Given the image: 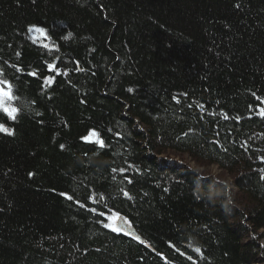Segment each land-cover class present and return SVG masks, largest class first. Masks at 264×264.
<instances>
[{"label": "trees", "instance_id": "16d2710c", "mask_svg": "<svg viewBox=\"0 0 264 264\" xmlns=\"http://www.w3.org/2000/svg\"><path fill=\"white\" fill-rule=\"evenodd\" d=\"M0 84V264H264V0H0Z\"/></svg>", "mask_w": 264, "mask_h": 264}, {"label": "rangeland", "instance_id": "374dc122", "mask_svg": "<svg viewBox=\"0 0 264 264\" xmlns=\"http://www.w3.org/2000/svg\"><path fill=\"white\" fill-rule=\"evenodd\" d=\"M34 35L37 38H43V32L41 33L39 31L35 30L34 31ZM8 86H9V84L8 85L7 84H4V85L0 84V89H4L5 91H8L9 90ZM6 106L8 108H12V106L9 104V101H7ZM89 139H95V135L89 136ZM168 155L171 158H173V159H176V160L179 159V160L187 163L188 165H190L192 168H196L197 169L195 164L189 159V157L187 155H180V154H177L175 152H169ZM198 170L201 171V172H204L206 174H212V175H214V177H218V178H221V179H223V178L225 179L226 178V180H227V178H228L222 172V170L219 169V167L216 166V165H212V166L210 165L209 167H200V168H198ZM231 187L233 188V186H231ZM111 223L114 225V224L117 223V221H115V219H113ZM262 242L264 243V241H262Z\"/></svg>", "mask_w": 264, "mask_h": 264}, {"label": "snow or ice", "instance_id": "6c2138e0", "mask_svg": "<svg viewBox=\"0 0 264 264\" xmlns=\"http://www.w3.org/2000/svg\"><path fill=\"white\" fill-rule=\"evenodd\" d=\"M36 31L39 32H43L42 29H36ZM49 67H52L51 65ZM9 90L5 91L4 89H0V111H3L4 113H6L10 118L15 119L16 118V113H17V109L16 108H8L6 106L7 101H10L14 98L13 94L11 93V86H8ZM262 115H264V111H262L261 113ZM0 131L2 132H6L9 135H11L12 133L9 131V129L5 128L3 125H0ZM92 135H97L95 132L92 133ZM100 143V146L103 147L104 143L103 141H98ZM69 199H71V197H69ZM114 231L116 229H113ZM197 251H199V249H197Z\"/></svg>", "mask_w": 264, "mask_h": 264}]
</instances>
